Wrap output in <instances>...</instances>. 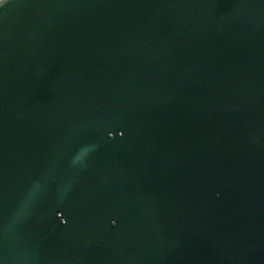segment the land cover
<instances>
[{
  "label": "water",
  "instance_id": "95a60500",
  "mask_svg": "<svg viewBox=\"0 0 264 264\" xmlns=\"http://www.w3.org/2000/svg\"><path fill=\"white\" fill-rule=\"evenodd\" d=\"M0 264H264V0H0Z\"/></svg>",
  "mask_w": 264,
  "mask_h": 264
}]
</instances>
